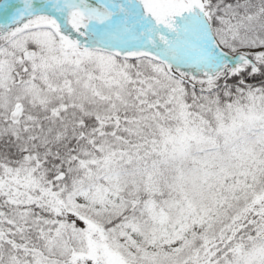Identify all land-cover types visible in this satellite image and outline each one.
Listing matches in <instances>:
<instances>
[{"label":"snow or ice","instance_id":"obj_1","mask_svg":"<svg viewBox=\"0 0 264 264\" xmlns=\"http://www.w3.org/2000/svg\"><path fill=\"white\" fill-rule=\"evenodd\" d=\"M0 264H264V0H0Z\"/></svg>","mask_w":264,"mask_h":264}]
</instances>
